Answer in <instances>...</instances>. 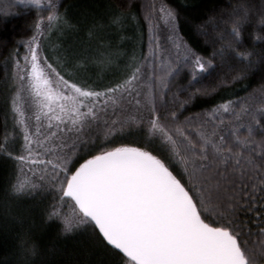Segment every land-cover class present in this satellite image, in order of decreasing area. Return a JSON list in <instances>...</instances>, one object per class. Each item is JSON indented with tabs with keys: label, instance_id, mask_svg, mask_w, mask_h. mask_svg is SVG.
I'll use <instances>...</instances> for the list:
<instances>
[{
	"label": "snow or ice",
	"instance_id": "obj_1",
	"mask_svg": "<svg viewBox=\"0 0 264 264\" xmlns=\"http://www.w3.org/2000/svg\"><path fill=\"white\" fill-rule=\"evenodd\" d=\"M17 3L34 18L5 57L12 124L0 157L15 163L0 189L15 226L6 264H264V0L213 9L196 26L207 56L182 35L170 0H106L102 14L82 5L75 16L63 0ZM135 23L139 53L115 79L88 83L90 68L122 55L109 35ZM218 67L227 71L215 87L259 83L185 115L214 90L193 85ZM48 224L58 227L46 241ZM71 236L86 238L82 250L58 242Z\"/></svg>",
	"mask_w": 264,
	"mask_h": 264
},
{
	"label": "trees",
	"instance_id": "obj_2",
	"mask_svg": "<svg viewBox=\"0 0 264 264\" xmlns=\"http://www.w3.org/2000/svg\"><path fill=\"white\" fill-rule=\"evenodd\" d=\"M125 2L128 3L129 0H125ZM139 2L140 0H130L133 8H135V5ZM170 2L181 13V33L184 38L200 54L205 56L209 55L212 52V45L205 37L201 36L196 31V26L206 19L213 9L227 7L231 2H234V0H170ZM63 3L71 5L69 12L75 16L79 14L82 5L93 8L98 13L102 14L105 9L106 0H63ZM3 13L7 14L5 15ZM33 18L34 11H30L24 6L19 5L17 0H0V135H3L6 123L9 130H11L12 124L11 115L8 113V106L5 101L6 74L10 73L11 67L6 64L5 57L17 40L29 34L28 26L31 24ZM141 31V24L135 23L129 25L127 31L118 34L111 33L108 37L109 41L113 45H116L115 47H118L120 52L122 50V57L120 55V57H118V67L100 72H97L96 69L95 71H89L85 74L88 83L91 84L100 81L106 83L109 80L115 79L121 67L126 63V58L131 56L133 51L137 54L139 53L142 46L140 37ZM249 31L255 33L256 29L250 28ZM84 35H87V33H84ZM247 35L248 33L246 32L245 36ZM245 44L247 47L253 46L250 38L245 41ZM254 46L258 50L261 48L259 43H255ZM20 51L23 52L24 49L20 48ZM226 71L227 69L218 67L211 75H205L200 83L193 85V88L200 87L214 90L194 96L185 106V115L189 113H204L213 108V106L219 105L225 100H230L234 96H243L246 90L255 87L259 83V74H257L256 77H251L249 80L240 81L230 86L215 87L216 82ZM188 80L189 77L183 73L177 78V82L181 85H187ZM191 91L192 88H189L188 91L180 92L181 98L187 99ZM130 140L131 138L124 141L117 140L116 142H130ZM14 168V161L0 157V189L3 188L4 183L12 174ZM13 203L15 204V202ZM20 204L23 207H31L32 201L24 200L21 201ZM33 216L39 223V208L33 211ZM57 227L58 225L56 224L42 226L41 233L44 240L48 241L56 238ZM85 239L84 236H71L67 239L59 238L58 242L62 244L68 252H73L77 249L82 250ZM14 245L15 226L8 215L7 209L3 205V194L2 191H0V264H6V262H10L13 259L11 252ZM79 258L83 261H87L90 258L95 259L94 256L90 257L83 251H81V256Z\"/></svg>",
	"mask_w": 264,
	"mask_h": 264
},
{
	"label": "rangeland",
	"instance_id": "obj_3",
	"mask_svg": "<svg viewBox=\"0 0 264 264\" xmlns=\"http://www.w3.org/2000/svg\"><path fill=\"white\" fill-rule=\"evenodd\" d=\"M52 42H55V37H53V41ZM51 45L49 44V47H50ZM114 46H116V45H114ZM121 53H122V50H121ZM121 57H122V55H120ZM120 56H117L116 57V59H115V61H114V63L112 64V66L111 67H109V68H105V69H103V70H108V69H110V68H114V67H118V57H120ZM117 60V61H116ZM95 69L97 70V72H100V71H103V70H101L100 68H97V67H92V68H90L88 71H87V73L89 72V71H95ZM31 110H33L31 107H26L25 108V111L27 112V111H31Z\"/></svg>",
	"mask_w": 264,
	"mask_h": 264
}]
</instances>
